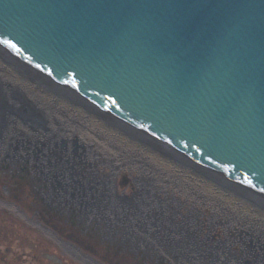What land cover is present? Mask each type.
I'll list each match as a JSON object with an SVG mask.
<instances>
[{"label": "water", "instance_id": "water-1", "mask_svg": "<svg viewBox=\"0 0 264 264\" xmlns=\"http://www.w3.org/2000/svg\"><path fill=\"white\" fill-rule=\"evenodd\" d=\"M0 51L264 199V0H0Z\"/></svg>", "mask_w": 264, "mask_h": 264}, {"label": "flooded vegetation", "instance_id": "flooded-vegetation-1", "mask_svg": "<svg viewBox=\"0 0 264 264\" xmlns=\"http://www.w3.org/2000/svg\"><path fill=\"white\" fill-rule=\"evenodd\" d=\"M13 65L5 67L8 83L0 78V92H3L0 94L4 102L15 105V108H0V264H67V260L58 254L88 258L91 264H127L132 260L136 264H264V219L252 209L216 197L208 186L194 181L188 170H183L181 177L176 176L185 180H178L176 187H172L174 182L170 176L173 173H161L158 165L150 160V154L142 153L145 159L140 163V160L130 156V152L113 147L99 137V133L82 116V119L76 116L75 112L81 114L75 106L66 105L60 94L52 99L43 88L40 90L35 85L31 88L27 75L18 71L20 80ZM14 80L26 83L32 89L31 94L12 85ZM31 95L37 97L42 106H38ZM33 111L45 119L39 121L36 128L28 117ZM89 127L106 145L105 149L100 146L106 154L122 161L120 168L128 164L139 172L143 182H139L138 186L152 187L153 182L158 180L157 183H161L159 179L165 176L173 182L172 185L167 184L170 187L165 192L157 191L155 196L159 201L152 193V198L144 196L146 200L141 201L142 205H130L132 208L142 206L145 213L155 210L163 215L144 216L145 230L140 232L145 234H137L139 231L132 233V230L118 224L108 227L95 218L96 213L99 216L102 213H98L100 211L96 208L98 202L112 200L113 197L117 200L116 192L119 196H133L138 176L131 178L133 186L123 185L119 178L116 179V165L106 158L110 167L100 170L103 176L97 174L100 182L95 186L94 194L90 189L83 190L81 187L87 185V181L81 180V186L74 182L71 184L70 168L74 169L72 166L76 161L85 166L90 163L92 167L100 162V158L93 160L94 155H98L95 154L98 149H89L93 145L96 148L97 140L92 146L86 143L87 147L78 141V133L84 134L81 130L87 128L90 131ZM67 137L70 138L69 143L74 142L73 148L66 149ZM108 148L115 152H109ZM58 154L63 158L57 163L55 157ZM134 156L140 155L134 153ZM146 166L149 168L146 169ZM142 172L145 176L153 174V182L142 177ZM165 193L175 197L177 203L168 202V198H164ZM163 198L166 201H162ZM211 198L221 201L219 205L214 204L219 206L217 211L222 214L215 213L211 202L207 203L210 210L204 206L203 203ZM91 205L93 216L88 214ZM165 205H168L167 210ZM118 207V211L124 210L118 213L122 220L137 214L127 206L118 204ZM128 209H131L129 214ZM207 210L210 212L207 213ZM237 210L246 213L236 215ZM35 229L39 233L36 234ZM84 237L90 240L86 241ZM50 252L56 255L54 259L58 262L47 258ZM91 253L96 256L101 253L98 257L104 261L89 255ZM109 255H114L116 259Z\"/></svg>", "mask_w": 264, "mask_h": 264}, {"label": "bare ground", "instance_id": "bare-ground-1", "mask_svg": "<svg viewBox=\"0 0 264 264\" xmlns=\"http://www.w3.org/2000/svg\"><path fill=\"white\" fill-rule=\"evenodd\" d=\"M0 63V78L2 81L8 83L9 78L8 76H6L5 67L8 64H14L13 66L17 70L16 74L19 76L20 80L21 75L18 73V71L24 72L27 75L31 88H33L34 85L40 90L43 88L52 99L56 96L61 95L64 103L71 107L75 106L78 112L83 117L84 121H87L89 123V126L94 128L95 130H97L95 128L97 126L99 130L104 131L103 133L101 132L103 135L98 134L99 137H102L107 143L111 144L112 146L117 145L116 148H118L119 150H123L124 152H130V154H132L133 156L134 153H137V155H142V153H145L150 154L154 157H158L162 159L161 161H164L166 163L165 165H163V162L158 164L160 170L167 168L165 172H167L168 170L171 171L174 167H181L184 170H188L189 174L197 176L196 178H193L194 181L201 183L202 186H208L210 188V191H212V193L216 197H219L221 200H224L231 204L250 208L252 209L253 213H255L259 218L264 219V199L248 190L245 186L232 182L229 179L218 176L217 174H209L204 172L191 160L186 159L185 157L178 156L175 150H170V148L168 147H164L158 143H154L145 134H142V131H139L133 126H130L131 124H120L114 119H111L110 117L100 112V110L93 109L90 106L82 104L81 102H79V100L77 101V98L70 94L65 88H60L51 81L36 75V73H34L28 67L18 62V60L11 58L9 55H6L2 51H0ZM20 80H14L12 85L20 88L21 90L27 92L28 95H30L32 89H29L27 87V84L23 83ZM65 92L68 94H66ZM30 97L34 99V102H36L38 106H42L41 103H38L37 97H35L34 95H31ZM73 98L76 101H74ZM92 111H95L98 115L93 113ZM113 123L117 124V129L113 126ZM126 133L130 136L126 135ZM119 142L121 144H119ZM168 155L169 157H167ZM178 160L185 164V166ZM116 167L118 168V166ZM186 167L187 169H185ZM190 167L195 171L190 170ZM175 171L176 170H172L171 172L174 173ZM96 208L98 211H100L98 213L102 212L101 214H106L107 212L117 214V212H119V207L114 197L112 198V200L105 199L104 202H98L96 204Z\"/></svg>", "mask_w": 264, "mask_h": 264}, {"label": "rangeland", "instance_id": "rangeland-1", "mask_svg": "<svg viewBox=\"0 0 264 264\" xmlns=\"http://www.w3.org/2000/svg\"><path fill=\"white\" fill-rule=\"evenodd\" d=\"M43 109V108H42ZM93 113H95V114H97L95 111H92ZM36 114H38V115H36ZM75 114H76V116L78 117V118H80V119H82V117H81V115H79L78 113H76L75 112ZM30 115H34L35 116V118L37 117V119H39V120H42L41 119V115H39V113L38 112H34V114H30ZM98 115V114H97ZM113 126L117 129V124H114L113 123ZM90 128V127H89ZM97 130H96V132L97 133H99V135L100 134H102L104 131H102V130H99V128L96 126L95 127ZM93 131H95V130H93V129H91L90 128V131H89V129L87 128V129H85V130H81V132H84V134H79L78 133V135H79V143H80V145H84L85 147H87L88 145L86 144V143H88L90 146H92V144H94V143H96L95 142V140H97V145H96V148H95V146L93 145V147L92 148H89V149H94V150H96V149H98V150H96L97 152H95V154H98V155H94V157H93V160H95V159H99V163H97L96 165H95V167H92V166H90V163H89V166H90V168H87V167H89V166H85V165H83V164H80V163H78L77 161H76V163L75 164H73V168L74 169H72V168H70V171H71V174H70V177H73V180L71 181V184L73 183V182H75V183H78L79 184V186H81L82 185V182H81V180L83 181H87V185L86 184H84L83 186H81L82 188H83V190L84 189H90V191L92 192V194H94V192H95V186H97L98 184H99V179L97 178V174H99V176H103V174H101V169H106V170H108V167H110V165H109V163L108 162H110V159L113 161V163L116 165V166H118V168H116V169H114L115 171H117L118 173H117V176H116V179L117 178H119V180H120V183H122L123 185H127V184H129V185H131V186H133V181L131 180V178H133V179H135L137 176H138V178L137 179H135V185H136V192H135V194L133 195V196H131V197H124V196H121V198H119V197H116V203L117 204H119V206H127V207H129V208H131L132 210H134L135 211V213H137V214H135V215H133V216H129V217H126V219L125 220H122L121 219V217H120V215L118 214V213H122L124 210L123 209H120L119 210V212H117V214L116 213H109V212H107L106 214H104V216L106 215V217L105 218H103L104 216L102 215V214H100L101 216H99V214H95V218L96 219H98L99 221H101V222H104L105 223V225L106 226H114V225H121V226H123L126 230H132L133 232L132 233H137V229H139V232L137 233V234H145V233H142V232H140V230L141 229H143V230H145L144 229V227H143V224H145L146 225V221H144L145 220V217L144 216H146V217H151V216H153V217H157L158 216V214L160 215V216H163L162 214H160V213H157V211H155V210H150V211H148V212H144V211H142V209H141V207L142 206H137V207H134V208H132L130 205H134V204H138V205H142V202H143V200H146L145 199V197L144 196H151V198L153 197V194H154V196L157 194V191L159 190L160 192H165L167 189H169V187L170 186H167V184H170V185H172V183L174 182V184L172 185V187H176V183L175 182H178V180H185V179H181V178H177L176 176H180V174H181V172L184 170L183 168H181V167H174L172 170H176L173 174H172V176H170V178L172 179V181L173 182H171V181H168L169 179H167V178H165V177H167V176H165V177H161L159 180L161 181V183L159 182V183H157L158 182V180L157 181H155V182H153V180H154V175L153 174H146L147 176H145V172H142L141 174H142V177H146L145 179H150L151 180V182H153V186H152V183H150V186H152V187H145V188H142V187H140V186H138V183L139 182H141L142 181V178H140L139 177V172L138 171H134L128 164H126V165H123L121 168L119 167L120 166V164L122 165V161H120V159H115L116 157H114L113 155H108V154H106V152L102 149V148H104V147H106V145L103 143V142H101V140H100V138H98V137H96V135H97V133L96 134H94V132ZM121 131V130H120ZM80 132V133H81ZM102 132V133H101ZM93 134L95 135V136H93ZM103 135V134H102ZM126 135H129V134H127L126 133ZM75 136V135H74ZM130 136V135H129ZM76 138H77V136H76ZM58 141V140H57ZM71 144V145H70ZM119 144H121L120 142H119ZM87 145V146H86ZM71 146V148H73L74 146H72V143H69L68 144V147H70ZM100 146H102V148L100 147ZM110 146V145H109ZM117 145H115V146H113V147H116ZM111 147V146H110ZM101 148V149H100ZM81 149H83V147L81 148ZM88 149V150H89ZM105 149V148H104ZM108 150H109V148H108ZM109 152H115V150H109ZM99 153H103V154H100V156H99ZM60 154V153H59ZM105 154V155H104ZM130 154V153H129ZM130 156H133L132 154L130 155ZM134 157V156H133ZM167 157H169V155L167 156ZM91 158H92V156H91ZM106 158L108 159V162L106 161ZM135 159H137V160H140V163L142 162V160H143V158L145 159V157L144 156H142V155H140V156H135L134 157ZM104 160H105V162H104ZM150 160L151 161H153L155 164H156V166L158 165V164H160L161 162H163V165H165L166 163L164 162V161H161L162 159H160V158H158V157H154V156H152L151 158H150ZM179 161V160H178ZM136 162V161H135ZM179 162H181V161H179ZM56 163V162H55ZM137 163V162H136ZM140 163H137V164H139L140 165ZM182 163V162H181ZM57 164V163H56ZM99 164V165H98ZM183 164V163H182ZM169 165V164H168ZM184 166H185V164H183ZM100 166V167H99ZM133 166H136L137 167V165H134L133 164ZM92 167V168H91ZM152 167V166H151ZM155 167V166H154ZM163 167V166H162ZM138 168V167H137ZM147 168H149L148 166H146V169ZM156 168V167H155ZM103 169V170H104ZM166 169L167 168H164L163 170H161L160 172L161 173H163V174H165V171H166ZM185 169H187V167L185 168ZM190 170H192V171H195L194 169H192L191 167L189 168ZM171 170V171H172ZM169 171V170H168ZM171 171H169V172H171ZM103 172V171H102ZM137 172H138V174H137ZM146 172H148V170L146 171ZM199 173H201V172H199ZM52 174H55V173H52ZM158 174V173H157ZM177 174V175H176ZM203 174V173H202ZM181 177V176H180ZM197 176L196 175H192V178H196ZM221 180V179H220ZM223 181V180H222ZM143 182V181H142ZM112 183V182H111ZM63 184H64V182H63ZM199 185H202V184H199ZM155 186V187H154ZM188 186V185H187ZM112 187H113V185H112ZM190 188H192L191 186H189ZM148 190H147V189ZM68 189V188H67ZM112 189V188H111ZM193 189V188H192ZM156 190V191H155ZM159 191H158V193H159ZM172 192L174 191V189H172L171 190ZM89 192V191H88ZM108 192H112V191H108ZM175 192V191H174ZM117 193V192H116ZM153 193V194H152ZM115 194V193H114ZM166 195H165V199L166 198H168V202H170L169 200H171V201H173L174 203H177V201L175 200L176 198L175 197H169V195L170 194H167V193H165ZM195 194V191H194V193L192 194V196ZM140 197H142V199L140 198ZM124 198V199H123ZM163 198V200L162 201H166L165 199ZM154 199L155 200H158L159 201V198L158 197H154ZM142 201V202H141ZM211 202V204L212 205H210V206H212L211 208H213V210L215 211V213H217V214H222L221 212H218L217 211V209L219 208V204H220V200L219 201H215V199H213V198H211V200H207L205 203H203L204 204V206H207V208H208V205H207V203H210ZM214 203H216V204H218V205H216V204H214ZM166 206V210H167V207H168V205H165ZM93 206L91 205V208L89 209V212H88V214H90V216H93V213H92V211H93ZM120 208V207H119ZM232 209H235V207H231ZM130 209V210H131ZM209 210H210V208H208ZM130 210L128 209V214L130 213ZM159 212H160V209H159ZM210 211H208L207 210V213H209ZM166 213H167V211H166ZM236 213V215H243V214H245L246 212L245 211H243V210H237V212H235ZM248 213V212H247ZM99 216V217H98ZM111 216V217H110ZM141 216V217H140ZM218 216V215H217ZM110 217V218H109ZM101 218V219H100ZM166 219V218H165ZM108 226V227H109ZM107 227V228H108ZM134 227H137V229L136 228H134ZM262 229H263V231H264V221H262ZM154 230V229H153ZM35 232H36V234L37 233H39L36 229L34 230ZM155 231V230H154ZM262 231V232H263ZM149 233H152L151 231L149 232ZM139 236V235H138ZM148 236L149 237H151V234H148ZM179 236V235H178ZM84 238H87V237H84ZM47 239V238H46ZM89 241L90 240V238H87L86 239V241ZM155 242V241H154ZM175 243V242H174ZM181 245H185V244H181ZM103 246H106V245H103ZM177 247V246H176ZM101 254V253H100ZM100 254L99 255H94L93 253H91V254H89V255H91V256H95V257H97V259H103V258H100V257H98V256H100ZM53 255V256H52ZM55 254H53V253H51L50 252V255L49 256H47V258L50 260V261H52V262H58V261H56L54 258L56 257V255L54 256ZM58 256L60 257V258H62V257H64L66 260H67V264H91V262H89V261H91V260H89L88 261V258L86 259H80V258H70L69 257V255H65V256H63L62 254L61 255H59L58 254ZM112 256H114V255H109V257L111 258ZM113 258V257H112ZM114 258L116 259V257L114 256ZM103 261H104V259H103ZM106 263H109V261H105ZM123 263V262H122ZM127 264H136V263H134L133 262V260L132 261H130L129 263H127Z\"/></svg>", "mask_w": 264, "mask_h": 264}]
</instances>
